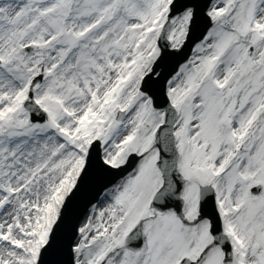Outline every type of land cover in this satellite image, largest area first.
<instances>
[{
	"label": "snow or ice",
	"instance_id": "6c2138e0",
	"mask_svg": "<svg viewBox=\"0 0 264 264\" xmlns=\"http://www.w3.org/2000/svg\"><path fill=\"white\" fill-rule=\"evenodd\" d=\"M0 264H264V0H0Z\"/></svg>",
	"mask_w": 264,
	"mask_h": 264
}]
</instances>
